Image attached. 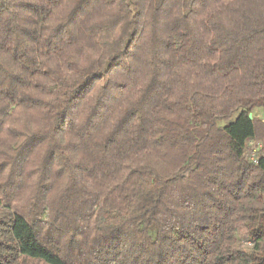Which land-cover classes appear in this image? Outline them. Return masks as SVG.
Here are the masks:
<instances>
[{"label":"trees","instance_id":"1","mask_svg":"<svg viewBox=\"0 0 264 264\" xmlns=\"http://www.w3.org/2000/svg\"><path fill=\"white\" fill-rule=\"evenodd\" d=\"M264 0H0V264H264Z\"/></svg>","mask_w":264,"mask_h":264},{"label":"crops","instance_id":"2","mask_svg":"<svg viewBox=\"0 0 264 264\" xmlns=\"http://www.w3.org/2000/svg\"><path fill=\"white\" fill-rule=\"evenodd\" d=\"M252 113L254 118L264 122V107L256 108Z\"/></svg>","mask_w":264,"mask_h":264},{"label":"water","instance_id":"3","mask_svg":"<svg viewBox=\"0 0 264 264\" xmlns=\"http://www.w3.org/2000/svg\"><path fill=\"white\" fill-rule=\"evenodd\" d=\"M249 117L251 118V119H253L254 118V116H253V113L251 112V113H249Z\"/></svg>","mask_w":264,"mask_h":264}]
</instances>
